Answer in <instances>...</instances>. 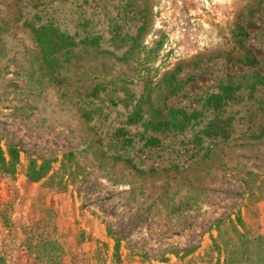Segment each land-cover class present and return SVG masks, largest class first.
Returning a JSON list of instances; mask_svg holds the SVG:
<instances>
[{"label": "rangeland", "instance_id": "374dc122", "mask_svg": "<svg viewBox=\"0 0 264 264\" xmlns=\"http://www.w3.org/2000/svg\"><path fill=\"white\" fill-rule=\"evenodd\" d=\"M8 145L0 264H264V0H0Z\"/></svg>", "mask_w": 264, "mask_h": 264}, {"label": "trees", "instance_id": "16d2710c", "mask_svg": "<svg viewBox=\"0 0 264 264\" xmlns=\"http://www.w3.org/2000/svg\"><path fill=\"white\" fill-rule=\"evenodd\" d=\"M159 128H166L167 124H162L160 121L158 123ZM8 154L10 156V159L7 160L4 156L3 150L0 147V166L1 168L6 171L7 173L12 174L14 172V164L16 162V157L18 156V149L13 145H8ZM43 169V166H39L38 168H34L32 165L29 168V171L27 172V177L30 179H34L40 175L41 170ZM118 241V240H117Z\"/></svg>", "mask_w": 264, "mask_h": 264}]
</instances>
